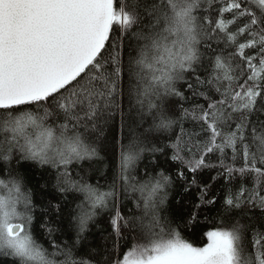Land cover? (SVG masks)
<instances>
[{
    "label": "snow or ice",
    "instance_id": "6c2138e0",
    "mask_svg": "<svg viewBox=\"0 0 264 264\" xmlns=\"http://www.w3.org/2000/svg\"><path fill=\"white\" fill-rule=\"evenodd\" d=\"M0 264H264V0H0Z\"/></svg>",
    "mask_w": 264,
    "mask_h": 264
},
{
    "label": "trees",
    "instance_id": "16d2710c",
    "mask_svg": "<svg viewBox=\"0 0 264 264\" xmlns=\"http://www.w3.org/2000/svg\"><path fill=\"white\" fill-rule=\"evenodd\" d=\"M100 222H101V228L93 229L94 242L96 245H102L107 237V234L103 231V223H104L103 217H101Z\"/></svg>",
    "mask_w": 264,
    "mask_h": 264
}]
</instances>
